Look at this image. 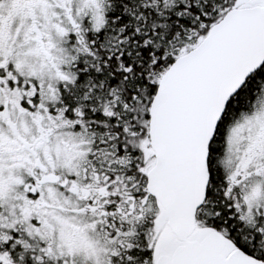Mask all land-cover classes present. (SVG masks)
Returning a JSON list of instances; mask_svg holds the SVG:
<instances>
[{
  "label": "snow or ice",
  "instance_id": "6c2138e0",
  "mask_svg": "<svg viewBox=\"0 0 264 264\" xmlns=\"http://www.w3.org/2000/svg\"><path fill=\"white\" fill-rule=\"evenodd\" d=\"M0 264H264V0H0Z\"/></svg>",
  "mask_w": 264,
  "mask_h": 264
}]
</instances>
